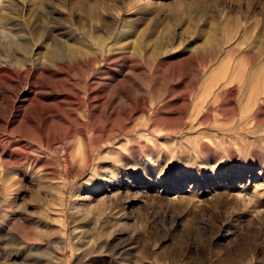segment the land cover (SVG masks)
Returning a JSON list of instances; mask_svg holds the SVG:
<instances>
[{
	"label": "rangeland",
	"instance_id": "1",
	"mask_svg": "<svg viewBox=\"0 0 264 264\" xmlns=\"http://www.w3.org/2000/svg\"><path fill=\"white\" fill-rule=\"evenodd\" d=\"M15 134L0 264H264V0H0Z\"/></svg>",
	"mask_w": 264,
	"mask_h": 264
},
{
	"label": "bare ground",
	"instance_id": "2",
	"mask_svg": "<svg viewBox=\"0 0 264 264\" xmlns=\"http://www.w3.org/2000/svg\"><path fill=\"white\" fill-rule=\"evenodd\" d=\"M58 52H59V50H58V47H54V48H52L50 51H49V53L48 54H50V55H53V56H50V57H54L55 58V64H53V66L54 67H56V68H58L59 70L61 69V66H63L62 64H64V63H66L67 61H68V58H67V55H58ZM53 62V61H52ZM54 63V62H53ZM44 68V67H43ZM9 69V68H8ZM57 69V70H58ZM10 70V69H9ZM48 70V69H47ZM47 70H42V72H45V71H47ZM49 71V70H48ZM91 91V90H90ZM95 91V90H94ZM91 93H93L92 91H91ZM66 95V96H65ZM63 97H65V99L66 100H64L63 102H61V104H63V103H65V101L66 102H68V101H71V103L73 104L74 103V101H73V99L76 97L74 94H72V95H70V94H65ZM77 95V94H76ZM35 96V95H34ZM72 96H75L74 98L72 97ZM77 96H79V95H77ZM97 96L98 95H96V98H97ZM36 97V96H35ZM35 97H34V99L33 98H29L30 99V102H29V105H24L23 106V109H25V114H26V111L28 110V109H30V106L33 104V102L36 100L35 99ZM60 97H62V96H60ZM84 97V96H83ZM86 97V96H85ZM95 97V96H94ZM99 97V96H98ZM71 98H73V99H71ZM78 98V97H77ZM100 98V97H99ZM57 99L58 98H56V99H54V101L55 102H57ZM76 99V98H75ZM94 99V98H93ZM102 99V98H101ZM79 100H80V104H81V107L82 108H87V103H88V101H87V99H82L81 97H79ZM92 101H94V100H92ZM91 101V102H92ZM95 102V101H94ZM102 103V102H101ZM12 104V103H11ZM52 104V103H51ZM55 104V103H54ZM75 104V103H74ZM91 104V103H90ZM98 104H99V101H98ZM55 105H57V104H55ZM95 105V104H94ZM100 105H98V107H99ZM21 107V106H20ZM91 107V109H93L94 108V106L92 105V106H90ZM87 110H88V108H87ZM20 113V112H19ZM28 115V114H27ZM26 115V116H27ZM24 118V117H23ZM21 119H22V117H21ZM9 126H12V124L11 123H8V125H7V127H6V129L9 127ZM43 130V129H42ZM9 132V131H8ZM11 132V131H10ZM13 133H14V131H12ZM12 133V134H13ZM78 134H80V133H78ZM14 135V134H13ZM15 135H17L18 136V138H20V139H18V140H20V141H18V143H16V145L17 144H19V147H14L15 145L12 143V141H8V142H5V143H3V144H1V141H0V164L1 165H4L5 164V161H6V159H8V158H11V155H13L14 153H15V151H16V149H18V150H22V151H24V153H29L30 152V144H29V142H28V140L30 139L31 140V138H27V136L24 134H15ZM43 135V134H42ZM45 135V134H44ZM81 135H83V136H85V132H82V134ZM9 136V135H8ZM82 136V137H83ZM3 137V136H2ZM43 137V136H42ZM45 139H44V141H42L41 142V146H43V147H45V148H51L52 146H53V141H51L46 135H45ZM9 138H11V136L9 137ZM13 139H14V137H13ZM12 139V140H13ZM9 140V139H8ZM15 140V139H14ZM27 142H26V141ZM31 141H33V140H31ZM7 164V163H6Z\"/></svg>",
	"mask_w": 264,
	"mask_h": 264
}]
</instances>
